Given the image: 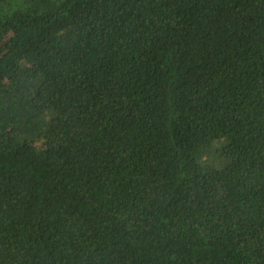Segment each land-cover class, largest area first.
<instances>
[{"label": "trees", "instance_id": "1", "mask_svg": "<svg viewBox=\"0 0 264 264\" xmlns=\"http://www.w3.org/2000/svg\"><path fill=\"white\" fill-rule=\"evenodd\" d=\"M0 264H264V0H0Z\"/></svg>", "mask_w": 264, "mask_h": 264}]
</instances>
